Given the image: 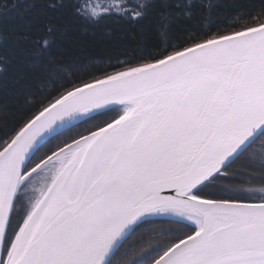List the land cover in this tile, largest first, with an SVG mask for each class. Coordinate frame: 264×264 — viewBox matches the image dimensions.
<instances>
[{"label": "snow or ice", "instance_id": "6c2138e0", "mask_svg": "<svg viewBox=\"0 0 264 264\" xmlns=\"http://www.w3.org/2000/svg\"><path fill=\"white\" fill-rule=\"evenodd\" d=\"M17 8L0 6V264H264V0L243 22L238 0ZM109 19L121 37L97 50Z\"/></svg>", "mask_w": 264, "mask_h": 264}, {"label": "trees", "instance_id": "16d2710c", "mask_svg": "<svg viewBox=\"0 0 264 264\" xmlns=\"http://www.w3.org/2000/svg\"><path fill=\"white\" fill-rule=\"evenodd\" d=\"M25 3V0H0V6L7 4L9 6V16H14L17 12L22 11V8L11 9L12 3ZM241 8L238 10L239 13L243 14V20L248 18L249 14L255 15L262 10V0H238ZM237 10H233L235 13ZM239 18V17H234ZM122 25L114 20H107L103 25H100L92 30V35L87 36V39L95 41L97 50L105 47L111 40H118L121 37Z\"/></svg>", "mask_w": 264, "mask_h": 264}]
</instances>
